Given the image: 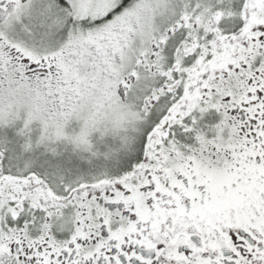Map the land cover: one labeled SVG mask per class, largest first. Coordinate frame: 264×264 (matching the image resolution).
<instances>
[{
	"label": "snow or ice",
	"instance_id": "obj_1",
	"mask_svg": "<svg viewBox=\"0 0 264 264\" xmlns=\"http://www.w3.org/2000/svg\"><path fill=\"white\" fill-rule=\"evenodd\" d=\"M0 264H264V0H0Z\"/></svg>",
	"mask_w": 264,
	"mask_h": 264
}]
</instances>
